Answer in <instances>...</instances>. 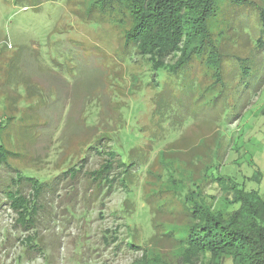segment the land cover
I'll return each mask as SVG.
<instances>
[{
	"label": "rangeland",
	"instance_id": "1",
	"mask_svg": "<svg viewBox=\"0 0 264 264\" xmlns=\"http://www.w3.org/2000/svg\"><path fill=\"white\" fill-rule=\"evenodd\" d=\"M251 1L264 6V0ZM99 3L0 0V145L17 153L10 165L49 181L82 157L89 160L84 169L95 167L98 157L91 146L111 137L123 160L134 155L138 162L133 197L117 190L102 199V208L87 194L65 205L66 190H56L50 200L54 208L41 213L53 228L43 235L45 256L32 261L17 260L18 243L9 240L20 234L13 229L16 213L2 204L0 264L143 261L139 247L126 246L127 228L109 213L123 204L133 206L136 243L151 245L147 261L163 264H183V249L149 240L153 206L178 208L165 225L173 235L188 230L186 210L192 207L214 213L225 230H264V70L254 74L249 97L257 79L262 82L245 108L229 98L218 105L196 101L191 81H209V69L188 73L187 83L178 87L166 77L160 82L163 95L153 87L159 75L145 59L123 50V35L134 24L125 4L104 15ZM220 7L228 11L233 4L221 1ZM228 51L241 54L249 48L232 42ZM8 178L0 165V183Z\"/></svg>",
	"mask_w": 264,
	"mask_h": 264
},
{
	"label": "trees",
	"instance_id": "2",
	"mask_svg": "<svg viewBox=\"0 0 264 264\" xmlns=\"http://www.w3.org/2000/svg\"><path fill=\"white\" fill-rule=\"evenodd\" d=\"M221 1L232 3L233 8L225 11L220 7ZM122 3L134 20L133 26L123 35V50L131 49L143 57L151 73L159 75L151 83L153 87H160V93H165L160 82L166 77H171L173 86L178 87L187 83L188 73L209 69V81L202 83L194 78L191 81V90L197 92L196 101L218 105L229 98L243 108L250 104V98L257 92L262 78L257 77L250 97L248 87L255 79L254 74L264 70V6L251 0H100L99 4L105 15L113 5ZM244 18L248 20L242 22ZM232 42L243 44L249 51L241 54L228 51ZM211 94V99H207L206 96ZM107 140L105 142L102 138L97 146H91L92 154L98 157L95 167L84 169L89 160L88 156L82 157L79 164L49 181L25 175L10 165L9 159L16 158L13 155L17 153L0 145V165L9 174L7 182L0 183V206L5 204L16 213L13 229L20 234L9 240L18 243V261L22 258L32 261L39 255L45 256L47 245L43 235L53 228L41 213H45L49 206L50 212L54 208L50 200L56 190H66L65 205L77 204L87 194V200H98L102 208L105 206L102 199L117 190L133 197L131 179L138 162L134 155L127 161L123 160L121 154L112 148V138ZM62 201L60 199L59 203ZM145 203L153 204L148 200ZM161 205L152 207L154 238L149 240L182 247L183 264H205L206 259L211 260L210 264H225L226 260L231 264H264V230L253 229L248 234H243L237 226L225 230V226L214 218V213L201 214L198 208L192 207L186 210L191 219L188 230L182 235H173L165 225L171 221V215L178 213V208L162 209ZM109 213L118 217L127 228L126 246L139 247L138 251L144 254L145 260H134L131 264H163V260L155 258L147 261V254L152 252L151 245L143 246V241L136 243L138 240L133 237L136 223L131 221L133 206L128 209L123 204ZM156 226L161 228V232Z\"/></svg>",
	"mask_w": 264,
	"mask_h": 264
}]
</instances>
